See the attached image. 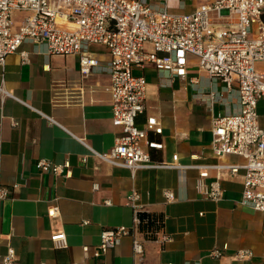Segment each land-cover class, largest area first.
<instances>
[{
	"label": "crops",
	"instance_id": "0c3cea01",
	"mask_svg": "<svg viewBox=\"0 0 264 264\" xmlns=\"http://www.w3.org/2000/svg\"><path fill=\"white\" fill-rule=\"evenodd\" d=\"M142 1L181 14L211 0ZM89 51L100 67L110 59L103 45H91ZM189 65L185 78H170L148 63L132 68L147 82L145 107L136 123L143 126L149 115L161 122L162 133L149 135L163 143L162 149H150L153 159L169 161L177 154L181 164L208 165L204 183L218 179L222 188L216 201L197 190L199 170L194 167L132 173L95 154L108 151L122 134L112 122L108 73L82 78L77 54H47L44 45L30 41L5 57L0 64V184L18 185L0 200V264L9 246L19 264H264V211L240 202L242 170L233 174L214 166L242 164L244 159L217 157L210 145L212 118L239 108L236 91H224L221 81L197 68L194 57ZM257 66L264 69V61ZM210 92L223 98L211 103ZM261 102L257 112L264 127ZM42 157L69 161V175L40 171L36 163ZM132 189L139 192L151 220L99 252L103 230L134 225L126 204ZM165 190L173 191L175 199L167 200ZM51 207L54 216L48 215ZM56 233L65 235V246L52 240ZM162 234L173 239L160 242ZM134 239L143 245L140 254L133 251ZM215 248L222 250L220 257L210 254ZM241 248L251 249L253 256L235 259L232 255Z\"/></svg>",
	"mask_w": 264,
	"mask_h": 264
},
{
	"label": "built area",
	"instance_id": "2783aa9c",
	"mask_svg": "<svg viewBox=\"0 0 264 264\" xmlns=\"http://www.w3.org/2000/svg\"><path fill=\"white\" fill-rule=\"evenodd\" d=\"M20 10L29 14L13 23V12ZM25 41L41 43L47 54H77L82 78L98 71L108 73L112 122L121 127L122 134L108 151L95 153L100 159L128 168L132 173L145 168L194 167L199 170L197 190L216 201L222 188L218 179L204 183L208 165L181 164L177 154L169 161L153 159L150 149H162L163 143L149 135L162 133L161 122L155 115H149L143 126L136 123L145 107L147 82L143 75L134 74L132 68L148 63L168 73L170 78H185L190 57H194L197 68L211 79L221 81L224 91H236L239 105L235 112L218 113L212 118L210 145L217 157L239 155L244 163L214 166L233 174L242 170L240 202L264 211V127L257 112L258 102H264V69L257 66L264 61V0L205 1L194 12L181 14L156 9L142 0H0V64ZM91 45H103L109 52L110 59L104 67L89 51ZM208 96L211 103L223 98L222 93L216 92ZM36 165L40 171L56 176L70 173L69 161L56 163L42 157ZM17 185L0 184V200L9 197L11 188ZM97 187L93 183V189ZM163 193L167 200L175 199L173 191ZM140 198L139 192L132 189L126 204L132 208L134 225L103 230L99 252L113 247L120 237L133 235L134 226L151 220ZM55 214V207L48 209L49 216ZM172 239V235L162 234L157 240L164 243ZM52 240L66 245L63 233L54 234ZM133 251L136 254L143 251L137 239L133 240ZM210 254L220 257L222 250L215 248ZM232 256L249 259L253 251L241 248ZM1 262L19 264L11 246ZM136 264L146 263L139 260Z\"/></svg>",
	"mask_w": 264,
	"mask_h": 264
},
{
	"label": "rangeland",
	"instance_id": "374dc122",
	"mask_svg": "<svg viewBox=\"0 0 264 264\" xmlns=\"http://www.w3.org/2000/svg\"><path fill=\"white\" fill-rule=\"evenodd\" d=\"M29 14L28 11L20 10V11H15L12 14V22L14 23L15 21L22 20L24 19L27 15ZM262 103V102H261ZM260 113L264 114V107H261L259 109ZM261 124L264 125V116L260 117Z\"/></svg>",
	"mask_w": 264,
	"mask_h": 264
}]
</instances>
